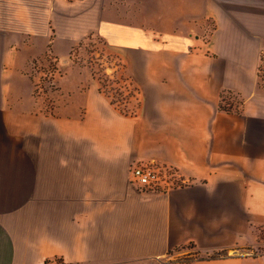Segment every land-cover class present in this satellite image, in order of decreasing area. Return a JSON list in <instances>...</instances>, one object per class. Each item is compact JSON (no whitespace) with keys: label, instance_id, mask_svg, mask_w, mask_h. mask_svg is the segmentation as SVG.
<instances>
[{"label":"crops","instance_id":"1","mask_svg":"<svg viewBox=\"0 0 264 264\" xmlns=\"http://www.w3.org/2000/svg\"><path fill=\"white\" fill-rule=\"evenodd\" d=\"M91 34L120 55L135 114L69 67ZM262 55L264 0H0V264H264ZM134 162L182 184L140 190Z\"/></svg>","mask_w":264,"mask_h":264},{"label":"rangeland","instance_id":"2","mask_svg":"<svg viewBox=\"0 0 264 264\" xmlns=\"http://www.w3.org/2000/svg\"><path fill=\"white\" fill-rule=\"evenodd\" d=\"M208 33H206V37L208 36ZM94 37L95 39L89 42L87 46L78 50L76 49L73 53L72 59L80 62L85 67L82 69L90 74L91 79L95 80L96 84H98L99 87L101 86V90L103 91L105 97L107 96L116 102L119 101L118 106H120L121 110L129 111L131 109L135 110L134 112H137V110L135 109L136 94L133 87L129 85V82L125 81L128 78V75L126 74L120 55L107 47L106 44H104V42H102V40L97 36ZM21 58L22 54L20 55V59ZM66 61H68L69 67L73 65V60ZM74 67L78 68L79 66L74 65ZM40 71L42 70L40 69L38 72ZM49 71L53 72V76H50ZM49 71H44L43 69V72L47 73L45 77L42 74L37 75L40 84L36 86V93L41 91V87L43 86V84H49L53 82V80L67 75V70H63L60 66L58 69H50ZM261 75H264V70L261 72ZM137 101H139V97H137ZM142 165L146 164L142 163ZM148 166L158 171L161 181L167 179L166 183L169 186L182 184L175 176L177 173L176 168L155 164H149ZM256 237L257 246L253 249L252 254L253 256H263L264 227L256 231ZM186 260L187 258H182L181 260L179 259L178 261L180 263L176 262V264H186ZM48 264L60 263L57 261H52Z\"/></svg>","mask_w":264,"mask_h":264},{"label":"trees","instance_id":"3","mask_svg":"<svg viewBox=\"0 0 264 264\" xmlns=\"http://www.w3.org/2000/svg\"><path fill=\"white\" fill-rule=\"evenodd\" d=\"M93 39H95L93 34L88 35L86 38H84L83 40L77 42L72 47V49H71V51H70V53H69V55L67 57V60H69V61L73 60L74 61V62H72L73 63L72 67H74V65H75V66H79L80 68H85L80 62H77L74 59H72V56H73V53H74V51L76 49L78 50L80 48H83V47L87 46V44L89 42L93 41ZM207 39H208L207 37H204L205 41H207ZM263 70H264V55H262L260 57V65L258 67L257 81H256V86H257L258 91L264 95V75L263 76L261 75V72ZM51 76H53V72H52ZM125 81L129 82V85L131 87H133V84H132L131 79L129 77ZM98 88H99L100 92L103 93V91L101 90V86L99 87V85H98ZM133 89H134V92L136 94V107H135V109L138 110L139 107H140V102L137 101L138 91L134 87H133ZM107 98L110 100L111 104L114 105L122 114H124V115H130L131 114L132 115V114L136 113V112H134L135 110H131V109L129 111L121 110L120 106H118L119 101L116 102V101H114L113 99H111L109 97H107ZM242 104H243V102H242V99H241L239 94L233 93L231 91H222L221 94H220L218 110L222 111V112H226V113H236V114H238L240 112ZM187 247L190 248L192 246L188 245ZM221 254L222 253H218V254H215L214 256H219ZM211 257L212 256H209L207 253L202 254L200 252H194L190 256L189 259L187 258L186 264H190L191 260H193V259H208V258H211ZM56 261L59 262L60 264H63L60 260H56ZM48 263H50V262H46L45 264H48Z\"/></svg>","mask_w":264,"mask_h":264},{"label":"built area","instance_id":"4","mask_svg":"<svg viewBox=\"0 0 264 264\" xmlns=\"http://www.w3.org/2000/svg\"><path fill=\"white\" fill-rule=\"evenodd\" d=\"M142 163L134 162L129 168V178L132 184H135L140 190H166L169 186L166 182L160 180L158 171Z\"/></svg>","mask_w":264,"mask_h":264}]
</instances>
